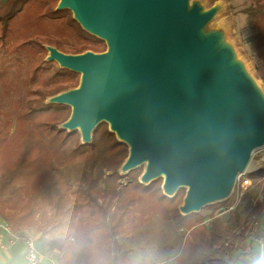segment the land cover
I'll return each instance as SVG.
<instances>
[{"label":"water","instance_id":"obj_1","mask_svg":"<svg viewBox=\"0 0 264 264\" xmlns=\"http://www.w3.org/2000/svg\"><path fill=\"white\" fill-rule=\"evenodd\" d=\"M103 52L47 61L81 75L77 87L47 98L71 107L59 124L91 143L106 122L129 146L120 171L144 165L140 182L163 179L169 197L186 193L187 216L230 199L256 149L264 147V90L238 59L227 30L209 29L220 9L191 0H59Z\"/></svg>","mask_w":264,"mask_h":264},{"label":"trees","instance_id":"obj_2","mask_svg":"<svg viewBox=\"0 0 264 264\" xmlns=\"http://www.w3.org/2000/svg\"><path fill=\"white\" fill-rule=\"evenodd\" d=\"M59 0H6L0 7V57L7 51L24 52L32 59L24 106L32 114L52 108L69 109L62 104L47 103V98L70 88L77 87L81 75L62 68L56 61H47V45L55 46L65 53H82L87 50L103 52L107 49L104 40L86 31L74 18L69 9L58 10ZM254 11L259 13V30L243 37L253 51L255 67L264 73V0H254ZM264 78V77H263ZM63 141L69 142L63 152L61 166H52V176L47 185L31 191L27 199L17 209L10 204L13 193L0 190V216L14 234L37 227L50 249L59 250L56 261L59 264H134L127 253L115 256L111 246L122 233L130 201H121V187L133 182H140L144 170L138 167L127 174L120 168L129 155V146L119 141L103 122L93 132L91 143H82L79 131L66 132ZM111 139L110 150L119 151L116 167L105 175L98 172L87 158L89 147L99 148L103 139ZM93 157V160L98 159ZM251 175L264 177V165ZM260 178V179H261ZM123 179L128 181L123 182ZM159 191L162 198L169 202V212L179 228H184L187 235L181 251L177 254L175 264H187L194 260L201 251L214 248L216 241L211 229L204 223L206 217L200 213L183 215L179 206L183 202L185 189L169 197L162 190V179ZM151 182L150 184H152ZM153 183V184H154ZM149 184V185H150ZM161 184V187H160ZM262 198L252 208L258 214L260 226L264 229V181H261ZM3 188V187H2ZM1 188V189H2ZM2 195V196H1ZM221 203H217L219 206ZM5 205V206H3ZM251 247L246 254L256 253ZM259 251V250H258ZM220 264V263H219Z\"/></svg>","mask_w":264,"mask_h":264},{"label":"rangeland","instance_id":"obj_3","mask_svg":"<svg viewBox=\"0 0 264 264\" xmlns=\"http://www.w3.org/2000/svg\"><path fill=\"white\" fill-rule=\"evenodd\" d=\"M5 1L0 0V7ZM191 1L204 10L215 4L220 6L209 29L222 27L227 30L228 42L234 46L238 59L264 90V73L255 67L253 51L243 40L244 35L259 30V13L254 11V0ZM32 64V59L24 52L10 50L0 57V190L10 186L5 190L3 199L6 192L11 195L15 191L13 197L9 196L13 209L20 207L31 191L49 183L52 166L63 164V152L70 143L63 141L66 133L57 137L58 131L53 127L68 119L71 107L30 114L29 108L24 106ZM112 143L111 139L105 138L99 148L89 147L86 152L95 170H104L105 175L116 167L119 157V151L114 149V153L111 152ZM92 156L98 159L93 160ZM263 165L264 147H261L255 150L246 170L252 179L248 188L245 189L238 178L230 199L220 202L219 206L213 203L202 208L201 212L206 217L204 223L213 232L216 244L211 250L201 251L187 264H246L244 261H232L229 257L238 254L245 245L251 247L246 231L254 216L258 217L251 210L254 203L262 198L261 181H264V177L254 178L251 173ZM141 167L144 168V165ZM126 181L123 179V182ZM153 183L147 186L136 182L131 185L124 183L121 187V201L128 200L131 204L122 233L111 248L115 256L127 253L134 264H175L188 234L184 228L176 225L173 220L175 216L171 218L173 216L168 210L170 204L160 195L159 182ZM2 231L6 233L4 229ZM37 240V247L41 248L43 241ZM252 242L254 248L258 249V243ZM241 255L244 253L238 256ZM93 262L97 264L99 257ZM260 264H264V259L260 260Z\"/></svg>","mask_w":264,"mask_h":264},{"label":"built area","instance_id":"obj_4","mask_svg":"<svg viewBox=\"0 0 264 264\" xmlns=\"http://www.w3.org/2000/svg\"><path fill=\"white\" fill-rule=\"evenodd\" d=\"M239 179L241 181V184L245 189L248 188L251 177L245 172L244 174H241L239 176ZM256 203H254L255 205ZM5 230L9 234V238L11 242H14L16 240H20L24 245V254L27 255L29 252L34 254L37 258L41 257V253L37 247L36 239L34 236L30 235H20V234H14L10 227L7 224H0V253L4 251L7 248V244L5 241V234L2 230ZM248 238L251 241H255L259 245V256L257 257L256 254L251 257V260L249 261V264H260V260L264 259V229L260 226V221L258 217L253 218L251 226L246 231ZM56 261V259H53ZM53 260L49 262V264H52ZM57 262V261H56ZM23 264V263H22ZM57 264H59L57 262Z\"/></svg>","mask_w":264,"mask_h":264},{"label":"crops","instance_id":"obj_5","mask_svg":"<svg viewBox=\"0 0 264 264\" xmlns=\"http://www.w3.org/2000/svg\"><path fill=\"white\" fill-rule=\"evenodd\" d=\"M1 223L6 224V222L0 216V224ZM24 234L25 235L33 234L34 237L36 238V240H37V238L42 239V241H43L42 246H41V248L39 246L38 247L40 249L41 256L43 257V264H49V262L52 259H56L57 255H49V253L52 251V249H50L49 245L46 243V240L43 237H41V235L38 232L37 227H31V228L23 231V233H21L20 235H24ZM5 237H6L5 241L7 244V248L1 252L0 258H3L6 261V264H15V262H17V261H20V264H22L23 263L22 254L25 255L23 243L20 240H16L14 242H11L10 238H9V234L7 232L5 233ZM248 243H250V242L248 241ZM251 243H253V242L251 241ZM248 249L249 248L247 247V245H245L244 249H240L238 254L230 255L229 259L232 261H236V260L244 261L246 264H249V261L251 260V257L253 255L256 254L257 257L259 256L258 250L260 248L258 245V249H256L257 252L254 254L253 253L252 254H246L245 252L248 251ZM240 253H244V255L238 256Z\"/></svg>","mask_w":264,"mask_h":264},{"label":"clouds","instance_id":"obj_6","mask_svg":"<svg viewBox=\"0 0 264 264\" xmlns=\"http://www.w3.org/2000/svg\"><path fill=\"white\" fill-rule=\"evenodd\" d=\"M59 250L53 249L49 255H59ZM23 264H43V257L37 258L34 254L29 252L27 255L22 254ZM0 264H6V261L3 258H0ZM15 264H20V261L15 262ZM52 264H57L55 260H53Z\"/></svg>","mask_w":264,"mask_h":264}]
</instances>
